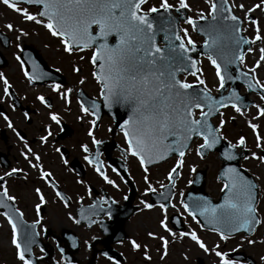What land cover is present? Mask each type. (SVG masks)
I'll return each instance as SVG.
<instances>
[{"label": "snow or ice", "instance_id": "6c2138e0", "mask_svg": "<svg viewBox=\"0 0 264 264\" xmlns=\"http://www.w3.org/2000/svg\"><path fill=\"white\" fill-rule=\"evenodd\" d=\"M149 3L150 0H0V4L21 17L22 23L36 25L57 39L64 54L72 56L74 53L91 51L88 62L92 65L90 75L97 87V98L91 100L87 106L84 102L77 101L81 113L77 120L92 117L87 121L90 126L86 135L91 146L97 148V151L92 154L88 143H82L80 150L84 153V161L93 168L104 184L119 191V185L105 174L104 165L99 160L98 146L102 140L97 139L94 134L97 120L100 118L99 102L109 111L114 107L127 110V119L119 123L126 145L121 152L126 151L133 157L144 172L145 188L141 193L142 197L157 194V189L149 181V166L166 161L171 153L176 156L175 163L165 175L167 183L157 182L162 189L158 197L162 198L163 202L153 204L143 198L139 200L145 210L159 209V229L172 240H190L206 256H214V264H239L231 258L230 252L222 249V243H227L238 234L240 240L231 252H237L245 243L248 246L264 244V239L257 241L253 238L258 226L264 224V219L256 208L257 185L244 174L247 170L241 171L230 166L219 170L217 179L221 182L219 192L222 194L219 202L213 203L204 197L192 195H188L186 200L185 192L178 193V203L183 214L193 222L202 221V224L207 226V229L202 230L213 232L221 243L208 247L191 228L187 232L172 231L168 224V211H175L177 208V201L174 200L177 196L176 182L180 179V170L184 166L186 154L193 150V143L196 144L195 156L201 159L221 142L226 143L220 153L224 161L235 160L237 149L248 151L245 136L241 135L232 142L227 140L222 131L227 123L223 110L230 108L240 116L246 114L241 95L235 88L226 85L240 81L246 91L256 93L260 103L250 105L256 110L252 120L264 119V79L259 75V70L264 69V34L261 32L259 21L250 15L256 11L264 15V0L247 7L242 0H203L206 9H198L194 15H189L193 13V5L188 0H158V4L145 8ZM30 7H34L35 12L29 11ZM237 10L243 13V17L236 14ZM245 24L252 28L251 38L243 35L246 31ZM4 28L14 33V39L17 41L15 48L17 52L22 53L21 40L22 37H27L29 32L23 27H15L11 22L5 23ZM189 29L203 38L199 46L203 49L201 55L206 57L213 71L215 93L218 95L212 94L200 60L192 55L197 52L198 46ZM257 42L261 44L256 50L258 56L254 58L251 66H248L245 55L254 52L252 46ZM242 46L247 47L245 49ZM79 58L84 60L85 57L81 55ZM14 59L19 63L20 71L28 84L42 80L48 75L40 70L35 61H31L32 71L29 72L21 55H15ZM28 59L31 60L30 57ZM231 69H234V73ZM56 71H59V68ZM72 71L78 73L80 69L73 67ZM189 76L193 78V82L188 81ZM0 82L3 84V97H0V100L5 97L11 100V85L3 73H0ZM78 83L84 84V78L81 77ZM50 87L65 105L70 104L72 88L63 87L56 82ZM36 100L45 108H51V104L43 95L36 96ZM48 115L53 123L60 124L56 113L50 112ZM0 117H3L9 129L16 132L7 115L0 112ZM24 119H30L28 113H24ZM212 119H216L217 123L212 124ZM247 127L253 133L254 147L264 153V136L259 134V125L250 120ZM44 131L46 134L39 136L42 145L52 135L47 126ZM16 135L23 141L19 133ZM197 140L201 142L196 143ZM23 148L21 157L30 168L38 170L39 179L52 188L63 207L68 208L67 199L50 179L51 173L41 166V157L27 142L23 143ZM55 151L61 150L57 148ZM243 159L256 160L264 165V154L251 152L250 156L244 155ZM23 171L19 167H12L0 175V209H3L0 211V217H3L10 229L8 243L14 249V258L18 264H45L48 253L37 240V237L48 231L42 223L44 217L41 215V208L47 203L42 189H33L38 199V203L34 205L36 219L28 223L24 213L16 207L17 197L9 194L7 187V178H19L18 174ZM112 171L117 176L120 175L115 168ZM189 171L195 173L196 168L190 165ZM27 175L24 172L25 179ZM195 179H190L188 184H192ZM88 195L91 196L90 190ZM124 199L128 197L125 196ZM115 204V199L101 195L98 201L89 205L88 215L81 208L77 214L79 218L69 213L68 219L76 225L84 222L89 229L94 224L102 226V219L90 217L103 215L112 219V205ZM105 205L108 207H104ZM175 222L173 220V223ZM147 236L151 240L159 241L160 259H165L168 255L169 240L154 231L147 232ZM69 239L72 241V247H77L75 241L71 237ZM91 239L95 240L96 237ZM128 244L133 252L142 251L145 261H151L147 244L142 246L135 239H129ZM84 245L86 248L90 247L89 241L85 240ZM34 249H39L38 255H34ZM59 251L60 258L53 261V264H72L64 257L63 249L60 248ZM103 255L111 264H120L117 259L106 253ZM259 260L260 264H264V255H260Z\"/></svg>", "mask_w": 264, "mask_h": 264}, {"label": "flooded vegetation", "instance_id": "af4514ba", "mask_svg": "<svg viewBox=\"0 0 264 264\" xmlns=\"http://www.w3.org/2000/svg\"><path fill=\"white\" fill-rule=\"evenodd\" d=\"M4 41L6 40L0 38V57L2 56V60L6 63L5 66H0V73H3L8 79L11 85V95L13 94L14 97L11 100L6 97L0 100V112L9 117L16 132L9 129L3 117H0V175L3 174V171L10 170L12 167H19L24 170L18 174L19 178L16 176L7 178V187L9 194L17 197L16 207H19L24 213V218L28 223L36 219L34 205L38 203V199L33 189L36 187L42 189L47 201L46 205L41 208V215L44 217L42 223L48 231L46 234L37 237V240L48 253L45 264H53V261L60 258V248L63 249L64 257L70 260L72 264H111V261L106 259L103 253L117 259L120 264H154L157 261L158 263L161 262L159 257L154 256L156 260L152 257V251L155 253L157 248L154 247L152 250L150 242L156 240H151L147 236V232L151 231L148 228L151 223V218L148 217L151 210H145L139 204V200L142 198L152 203L151 194L141 196L145 188L144 172L136 164L133 157L129 156L126 151L121 152V149L126 148L122 139L117 133L111 134L110 130L101 129V124L94 131L95 137L102 140L98 150L99 160L104 165L103 171L119 185V191H117L104 184L93 168L84 161V153L81 152L80 145L88 143L92 154L96 153L97 148L91 146L86 131H81L79 135L72 127L68 120L70 119L69 115L59 109V96L51 91V85L47 86L48 89L41 86L42 90L37 92L45 93L44 97L51 104V108H45L36 100V97L22 94L20 88L17 87V83L26 82V80L20 71L19 63L14 59V56L19 55V52H17L14 42L10 38L8 45H5ZM8 48H11L10 54L7 52ZM46 63L55 70L59 68L57 65L52 66L48 61ZM9 66L12 67L9 68ZM13 68L16 71L18 70L17 75L12 78L8 77L5 70ZM58 72L65 76L63 69L59 68ZM66 83L65 78L62 85L64 86ZM0 95V97H3L2 82H0ZM50 112L58 115L59 125H55L49 119L48 114ZM24 113L29 114V120L24 119ZM39 115L48 122L43 126L44 129L47 126L52 133L43 145L40 143L39 136L46 134L44 129L36 131L35 128H29L33 120L39 118ZM61 123L67 125L68 128L62 130ZM16 133L23 137V141L17 138ZM24 142H27L33 151L41 157V166L45 171L51 173L50 179L56 184L57 190L67 199L68 208H64L63 203L54 195L52 188L39 179L38 170L30 168L21 157L20 153L24 151ZM57 148L61 151L56 152L55 149ZM62 156L63 159H61ZM65 160L67 163H65ZM112 162H122L124 164L125 179L117 176L112 171ZM116 165L120 166L121 164ZM24 172L28 174L26 179L24 178ZM148 177L151 182L150 171ZM161 177L165 181V177ZM77 181H81V183H77ZM152 184L156 187L157 192L160 191L159 183ZM89 190L91 196L88 195ZM101 195L117 201V204L112 205V219H108L107 216L103 215L100 217L91 216L90 219H102L103 225L94 224L90 229L84 225V222L81 225H76L68 219L69 213L79 218L77 214L81 208L88 215L89 205L93 201H98ZM125 196L128 199H124ZM80 197H83V199H80ZM78 200L79 203H77ZM104 207L108 206L105 205ZM152 210L159 209L153 208ZM0 211H3V209H0ZM1 228L7 229L6 232H8L10 238V229L3 217H0ZM157 228H159L158 220ZM155 232L160 234L159 231ZM93 236L96 237L95 240L91 239ZM70 237L75 241L77 247H72ZM129 239H135L142 246L147 244L149 254L152 257L151 261L143 259L142 251L133 252L128 244ZM85 240L89 241L90 247H85ZM239 250H241V247ZM38 254L39 249H34V255ZM206 258L208 257L206 256ZM194 261L195 264L204 263L198 258H195Z\"/></svg>", "mask_w": 264, "mask_h": 264}, {"label": "rangeland", "instance_id": "374dc122", "mask_svg": "<svg viewBox=\"0 0 264 264\" xmlns=\"http://www.w3.org/2000/svg\"><path fill=\"white\" fill-rule=\"evenodd\" d=\"M169 2H172V0H169ZM190 4L193 5V13H189V15H194L195 11L198 9H206V5L203 4V0H188ZM242 2L245 4V6H250L252 4L258 3L259 0H242ZM151 4H158V0H150L149 5H145L144 7L147 8ZM29 11L35 12L33 9H29ZM236 14L238 16L243 17V13L240 11H236ZM252 18L257 19L259 21V25L261 28L262 34H264V15H261L258 11L253 12L250 14ZM11 22L15 27H23L25 30L29 32V35L27 37H22L21 42L25 45H32L35 47V49L39 52V55L43 57L45 60L49 62L52 66H59L60 69H63L64 77L66 78V85L64 87L72 88L73 92L71 93L70 97V104L65 105L64 101L61 99L59 100L58 107L63 111L67 112L69 114V122L72 125V127L76 130V132L80 135L81 131L86 130L87 128V117H84L82 120H77V116H80L81 113L79 112V107L77 103L74 101V93L76 92L78 87H82L84 91L90 95V96H97V87L94 83V81L91 78V65L88 62L89 60V53H76L72 56H68L67 54H63L62 50L56 46L53 42L59 44L58 40L53 38V42L48 37V34L46 30L33 25V24H24L22 23L21 17H19L16 13H13L11 10L7 9L6 6L0 4V30L3 31L11 40L14 42V45L17 43V41L14 39V33L8 32L4 28V24ZM186 27L185 25H181ZM246 31L244 32L247 37L251 38L253 32L250 25L245 24L244 25ZM190 35L194 39L196 43H200V39L196 37L195 33L189 29ZM47 45V46H45ZM60 45V44H59ZM261 46L260 42H257L256 45H253L254 48L253 53H246L245 59L248 66H251V64L254 61V58L258 56V51H256ZM9 49V48H8ZM6 52V51H5ZM8 54L11 52V48L7 50ZM66 55V56H65ZM83 55L85 58L84 60H80V56ZM60 60V61H59ZM64 61V62H63ZM201 67L203 68L205 72V79L207 82V85L210 89H212V93L215 94V78L213 71L208 65L207 59L202 58L201 59ZM12 66H9V68ZM73 67H77L80 69L78 73H75L72 71ZM8 77H15L17 75L18 70L16 71L15 68L13 69H7L5 70ZM259 75L262 79H264V69L259 70ZM83 77L85 80L84 84H79L78 80ZM189 82H193V78L191 76L188 77ZM17 87L20 88V91H22V94L25 92L26 95H32L35 94L36 91L31 90L32 92L29 93L30 89L27 85H25L22 82L17 83ZM19 92V91H18ZM242 92H244V89H242ZM20 93V92H19ZM1 96V95H0ZM250 98L254 101V103H260L259 97L251 94ZM225 112V119L227 121L225 127L223 128V133L227 137V140H230L232 142H235V140L243 135L246 137L247 141V153L250 156L251 152H256L258 155H260V150L256 149L254 147V137L251 130L247 127L248 121H252L253 123H257L259 125L258 131L261 136H264V119L261 120H252V116L255 115V108H249L244 116H240L239 114L233 112L231 109L223 110ZM231 117V119H229ZM38 118V117H37ZM46 122L40 115L38 119H34L31 123V126L29 128H35L36 131L41 130ZM217 123V120H214V124ZM104 124V128H105ZM101 129H103L101 127ZM100 129V131H101ZM83 133V132H82ZM200 141H197L196 143H199ZM195 147L196 144L194 143L192 145V151L188 152L184 158V166L181 168V176L178 180V183L176 185L175 191L177 192V196L174 197V200L177 201V208L176 210L169 209L168 213H174L178 212L180 214H183V210L180 208L178 203V193L180 191H186L188 181L190 180V177L192 175V172L189 171V166H194L197 169L200 168H206V191L213 197H217L219 194V188L221 187V183H219L216 180V173L219 169L220 162L216 157V154L208 155L204 160L200 159L199 157L195 156ZM175 163V160H171L167 162L166 164L162 166L156 167V169L153 170L154 178L160 182H162L161 176L158 175L160 171L164 172ZM242 166L244 169H246L256 180L260 187V198L261 201L259 203V208L264 209V165L259 164L258 161L248 159L243 160ZM155 172V173H154ZM159 211L153 210L148 215L151 218V223L149 225V230L151 231H159L161 235H164L166 239L169 240V247H168V255L165 259L161 260V262L158 263V261L154 264H195L194 259L198 258L201 261H204L203 264H214L215 257L214 256H207L201 252L190 240L184 239H176L172 240L171 237H168L166 233H164L161 229L157 228V220L159 219ZM262 219H264V216L261 214ZM186 221V220H185ZM187 231L189 228L192 230L198 232L196 229L195 223H191L189 221H186ZM7 230V229H6ZM3 228L0 229V264H16L13 259V253L14 250L12 247L8 244V232H6ZM185 231V232H187ZM200 238L205 242V244L208 247H212L214 243H221L218 240V237L216 235H208L207 238H205L203 235H200ZM203 236V237H202ZM257 241L264 239V231H263V224L259 226L258 231L254 235V237ZM239 242V241H238ZM237 241H231L227 243H222V249L224 251H229L232 248L236 246L238 243ZM151 248L152 250L154 247L157 248V251L154 253L152 251V257L157 256L160 258V251H158L159 248V241H151ZM241 250L244 251L246 254L251 255L257 264H260L259 256L264 255V244L257 243L253 246H248L246 243L241 246ZM195 256V257H194ZM154 260H156L154 258Z\"/></svg>", "mask_w": 264, "mask_h": 264}, {"label": "water", "instance_id": "95a60500", "mask_svg": "<svg viewBox=\"0 0 264 264\" xmlns=\"http://www.w3.org/2000/svg\"><path fill=\"white\" fill-rule=\"evenodd\" d=\"M202 23V22H201ZM198 34V33H197ZM199 35V34H198ZM200 36V35H199ZM243 48L244 47H247V46H242ZM203 52V49L202 48H200L199 46H198V49H197V52H195V53H193L192 55L194 56V58H196V57H198V56H201V53ZM30 53V55H28V58L30 57L31 59H36V61H37V63L36 64H38L39 65V68H40V70L41 71H43V72H45V73H47L48 75H50V73H52V71L51 70H49L46 66H45V64L41 61V59L37 56V54H36V52H34V51H30L29 52ZM34 61V60H33ZM31 63H29V65H28V70H29V72H31L32 71V69H31ZM231 71H233V73H234V69H231ZM233 87V88H235L236 90H237V92L239 91L238 90V88L240 87V86H244L243 85V83L242 82H240V81H237L236 83H234V84H228V85H226V87ZM249 92V91H248ZM239 94V93H238ZM218 95V94H217ZM78 98L81 100V102H84L85 104H86V106L88 105V103L91 101V100H93V99H90V98H88L86 95H84V94H82V92H80L79 94H78ZM242 102H243V104L245 105V108H247L248 106H249V103H246L245 102V100H244V97H242ZM102 114H105V115H107L108 117H110L112 120H113V122H114V125H115V127L116 128H119V123H121L122 122V120L123 119H127V115H128V113H127V110H125V109H123V108H120V107H114L111 111H109L108 109H104L103 108V106H102V102L100 103V109H99V117L102 115ZM120 129V128H119ZM226 147V143L225 142H221L219 145H217V147L215 148V149H213L212 150V152H217L218 153V156H219V158L223 161V164H222V167H228V166H230V167H235V168H237L238 170H241L240 168H239V166H238V161H239V159H241L244 155H245V152H241L240 154H238L237 155V158L235 159V160H233V161H224L223 159H222V157L220 156V153H222L223 152V150H224V148ZM173 155H175L174 153H171V154H169V157H171V156H173ZM162 162V161H161ZM221 167V168H222ZM242 171V170H241ZM244 174L248 177V179L249 180H251L252 182H253V179L248 175V174H246L245 172H244ZM219 175V174H218ZM198 177H203V174H201V173H199L198 174ZM194 184H193V186H192V188H191V190H190V193H193V188H194V186H195V184H196V182L194 181L193 182ZM254 183V182H253ZM255 192H256V196H257V187H256V189H255ZM221 197H222V194H221V196H220V198L217 200V201H214L213 203H216V202H219V200L221 199ZM205 198V197H204ZM186 200H187V197L185 198ZM207 199V198H206ZM209 200V199H208ZM200 224H202V221L200 222ZM203 225V224H202ZM205 228H207V226H205V225H203ZM231 257L232 258H235L236 260H246L249 264H254L253 263V261L250 259V258H248V257H245L243 254H234V255H231Z\"/></svg>", "mask_w": 264, "mask_h": 264}]
</instances>
